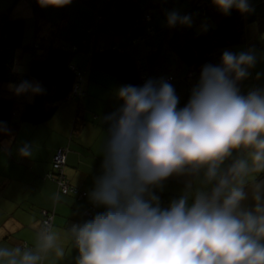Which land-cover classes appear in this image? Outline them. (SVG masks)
Masks as SVG:
<instances>
[{
	"label": "clouds",
	"instance_id": "clouds-1",
	"mask_svg": "<svg viewBox=\"0 0 264 264\" xmlns=\"http://www.w3.org/2000/svg\"><path fill=\"white\" fill-rule=\"evenodd\" d=\"M212 4L225 15L251 11L250 0ZM165 22L194 21L172 9ZM256 63L253 49L224 50L219 64L202 66L181 108L163 78L120 86V107L103 117L102 171L88 193L103 211L67 229L39 222L30 244L0 241V264H61L66 245L76 250L74 264H264V186L256 183L264 174V87H239ZM12 89L29 98L45 91L34 80ZM32 154L30 144L18 149L22 158ZM172 176L185 177L184 188L162 207L154 190Z\"/></svg>",
	"mask_w": 264,
	"mask_h": 264
},
{
	"label": "crops",
	"instance_id": "crops-1",
	"mask_svg": "<svg viewBox=\"0 0 264 264\" xmlns=\"http://www.w3.org/2000/svg\"><path fill=\"white\" fill-rule=\"evenodd\" d=\"M151 0H106L103 15L105 18V29L108 33L118 34L111 38L115 45L126 47L131 45V41L138 37L141 28L135 26L134 20L140 11L147 7ZM167 7L163 14L154 17L153 27L155 34L150 43H157L166 33L161 30L167 25L165 13L172 9H177L182 13H188L191 2L200 0H164ZM209 4V14L212 18L220 13L212 4V0H203ZM49 7V6H48ZM51 7V6H50ZM48 9V8H46ZM60 7L50 8L45 13V20L36 23L38 30L44 29L43 37L48 38L51 31L58 27L64 30L70 24L72 29L84 31L91 22V13L81 11L77 15V5L72 7V12L62 15L60 21L53 23L50 19L57 16ZM52 11V12H50ZM66 12V11H65ZM17 17H28L30 11L28 7L20 5ZM47 19V20H46ZM51 21V22H49ZM192 26L197 22L193 19ZM53 25V26H52ZM35 26V30L36 29ZM45 27V28H44ZM41 32V31H40ZM42 34V32H41ZM74 35V34H73ZM73 37V36H72ZM68 37L61 39L62 43L71 45L77 42V38ZM264 39V35L258 36L256 27L251 25L246 29V42L243 45L231 47L233 52L247 51L253 49L257 56V63L250 70L249 77L239 84L241 94L246 90H253L264 87V49L259 48L257 43ZM46 40V39H45ZM105 37L99 46L108 45ZM64 41V42H63ZM60 40L52 41V45H59ZM59 43V44H58ZM142 43L131 45L129 55L137 61L143 60ZM22 51L17 54L16 74H26L25 71L19 73L23 66ZM27 65V64H26ZM73 65L82 73V95L77 101L72 98L63 100L53 117L45 124L32 126L20 122L19 115L23 108V103L30 102L33 97L26 95H13L15 100V115L13 122L15 125L7 126V131L0 133V241L10 244H30L33 238L34 225L40 222L42 213L52 211L54 213L52 225L58 229L70 228L73 223H82L88 220L85 212L91 210L92 204L88 199V193L93 187L94 178L101 174L102 156L100 155L103 133L106 132V125L103 117L120 107V102L116 99V90L125 84L118 82L114 77L103 73L101 70L90 67L85 54H76ZM26 69V67H23ZM259 74V78H257ZM32 81L33 79H29ZM35 81V80H34ZM198 82V79L191 81V89ZM177 96L179 97L178 108L183 107L191 92L183 84L171 82ZM12 87V86H11ZM79 120V127L75 130L74 121ZM24 144L33 147V154L28 158L18 155V149ZM65 148V161L62 173L73 188L86 192L87 196L80 199L75 196H63L57 194L56 184L47 178L51 170L52 157L55 150ZM185 177L172 176L163 182L162 188L155 189L157 195L167 199L162 201L161 206L178 198L184 188ZM102 208H96L93 215ZM92 215V216H93ZM66 257L61 264H74L77 255L76 250L66 245Z\"/></svg>",
	"mask_w": 264,
	"mask_h": 264
},
{
	"label": "trees",
	"instance_id": "trees-1",
	"mask_svg": "<svg viewBox=\"0 0 264 264\" xmlns=\"http://www.w3.org/2000/svg\"><path fill=\"white\" fill-rule=\"evenodd\" d=\"M105 1L71 0L70 3L60 6L62 8L60 12H58L59 9L55 10L56 15L57 12L59 14L50 19L53 23L58 24L62 15L72 12V7L77 5L78 16L81 15L82 10L91 13L90 25L84 31H80L78 22L77 30L72 29L70 24L64 30H58L56 27L51 31L50 36L45 38L38 30L36 23L45 18L48 9L56 6H42L38 0H0V123L6 127L15 125L13 122L15 100L10 98V90L12 85L18 84L21 80H36L45 91L42 95L34 96L30 102L23 103L19 115L20 122L32 126L45 124L53 117L59 104L67 98L75 99L78 108L83 92L81 85L84 75L80 74L73 65L76 54H85L90 67L101 70L122 84L142 86L148 79L163 78L169 83L183 84L191 92L190 83L199 79L203 65L219 64L224 50L245 44L247 27L254 25L257 35H264V0H250L251 11L245 15H241L235 10L226 15L220 12L213 17L214 23L208 21L212 18L209 14V4L200 0L191 2L190 10L185 13L191 15L197 24L195 23L190 28L179 26L169 28L166 26L161 30L166 35L157 43H150L155 34L154 17L163 14L167 7L164 0H151L134 20L135 26L141 28V33L131 41V45L140 43L144 45L143 60L137 61L129 55L131 45L121 47L115 45L114 41H109L114 40L111 38L117 37L118 34L108 33L105 29L103 15ZM125 1L132 2L134 0ZM21 4L24 7L27 6L30 11L27 18L17 17L15 14ZM29 25H31L30 32L27 31ZM202 25L206 26V30H202ZM35 26L37 30H35ZM32 34L38 36L39 39L36 38L34 47H22L23 42L27 41ZM68 37L78 40L71 45L62 43L61 39L66 40ZM104 37L108 39V45L99 46L98 43L102 42ZM56 40H60V44L52 45V41ZM257 45L264 49V39ZM21 49L22 52L31 55L29 64L25 66L26 69L28 66L26 74H16L14 71L17 64L16 57ZM77 83L79 94L73 96L71 95L72 90ZM250 90H246L244 94ZM73 127L75 130L79 127L77 118ZM59 149L66 152L65 148ZM51 172L52 162L48 175ZM262 177L264 174H260L257 180ZM65 180L70 186L68 180L66 178ZM73 189L76 193L63 195L59 193L58 189L56 191L59 195H71L80 199L87 196L86 192L77 188ZM82 193L84 196H81ZM162 201H167V199L160 197V202ZM91 208L93 210L89 211L90 215H85L88 218H91L96 210L93 205ZM43 213L51 215L53 219L52 211ZM43 213L40 222H43Z\"/></svg>",
	"mask_w": 264,
	"mask_h": 264
},
{
	"label": "built area",
	"instance_id": "built-area-1",
	"mask_svg": "<svg viewBox=\"0 0 264 264\" xmlns=\"http://www.w3.org/2000/svg\"><path fill=\"white\" fill-rule=\"evenodd\" d=\"M100 20V18H99ZM78 83L73 87L72 94L73 96L79 94L78 90ZM65 161V152L63 149H57L53 155L52 158V172L48 175V178L52 180L56 185L59 193L61 194H67V193H76V191L70 187L65 180L63 173H62V168L64 165ZM81 196H84V193L81 194ZM94 207V206H93ZM93 209L91 208L90 211ZM85 215H90V212H85ZM44 219L43 221H47L51 223L52 216L47 215L46 213H43Z\"/></svg>",
	"mask_w": 264,
	"mask_h": 264
},
{
	"label": "rangeland",
	"instance_id": "rangeland-1",
	"mask_svg": "<svg viewBox=\"0 0 264 264\" xmlns=\"http://www.w3.org/2000/svg\"><path fill=\"white\" fill-rule=\"evenodd\" d=\"M4 2V1H3ZM3 4V3H2ZM30 27H31V25H29V27H28V32H30L29 30H30ZM45 28V27H44ZM27 31H26V34H27ZM40 31L42 32V35H43V32H47V30H44L43 28L42 29H40ZM29 34V33H28ZM31 37H29V39L27 40V41H24L23 42V45H22V47H34V44H35V42H36V38H37V40H39L38 39V36L36 37V36H33V34L32 35H30ZM26 40V39H25ZM19 51H22V49L21 50H19ZM22 56L23 57H25V58H23V66L19 69V73H21V72H23V71H25V72H27V70H28V66H27V69H23V67H25L26 66V64H29V62H30V57H31V55L29 54V53H25L24 51L22 52ZM76 56V55H75ZM36 81V80H35ZM12 95H13V98H14V92L12 93ZM23 96V95H22Z\"/></svg>",
	"mask_w": 264,
	"mask_h": 264
},
{
	"label": "water",
	"instance_id": "water-1",
	"mask_svg": "<svg viewBox=\"0 0 264 264\" xmlns=\"http://www.w3.org/2000/svg\"><path fill=\"white\" fill-rule=\"evenodd\" d=\"M257 184H260L261 186H264V177H262L261 179L256 181ZM246 191H248V189H246ZM246 205L251 206V201H245L244 202Z\"/></svg>",
	"mask_w": 264,
	"mask_h": 264
}]
</instances>
